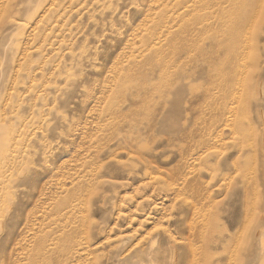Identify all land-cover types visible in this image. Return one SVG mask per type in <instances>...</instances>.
<instances>
[{
  "label": "rangeland",
  "instance_id": "obj_1",
  "mask_svg": "<svg viewBox=\"0 0 264 264\" xmlns=\"http://www.w3.org/2000/svg\"><path fill=\"white\" fill-rule=\"evenodd\" d=\"M263 110L264 0H0V264H264Z\"/></svg>",
  "mask_w": 264,
  "mask_h": 264
},
{
  "label": "bare ground",
  "instance_id": "obj_2",
  "mask_svg": "<svg viewBox=\"0 0 264 264\" xmlns=\"http://www.w3.org/2000/svg\"><path fill=\"white\" fill-rule=\"evenodd\" d=\"M240 69V68H239ZM241 70V69H240ZM236 90V89H235ZM235 94H236V92H235ZM240 95V94H239ZM236 96H237V94H236ZM239 97V96H238ZM234 98V97H233ZM236 99V98H235ZM264 111V110H263ZM264 138V137H263ZM262 138V139H263ZM264 154V153H263ZM174 176V175H173ZM255 177V176H254ZM185 181V180H184ZM254 181H255V179H254ZM186 182V181H185ZM184 183V182H183ZM191 185V184H190ZM192 187V186H191ZM190 191V190H189ZM256 195V194H255ZM255 195H254V193H253V196L255 197ZM195 208V207H194ZM257 212V211H256ZM255 212V213H256ZM264 214V213H263ZM261 216V215H260ZM259 230V229H258ZM258 232V231H257ZM261 239H263V238H261ZM263 243V242H262ZM261 245H263V244H261ZM264 246H262V248H263ZM262 250V249H261Z\"/></svg>",
  "mask_w": 264,
  "mask_h": 264
}]
</instances>
